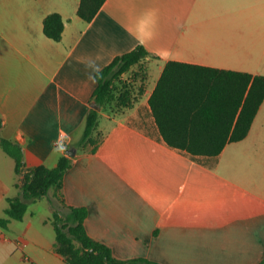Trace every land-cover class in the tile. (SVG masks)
Here are the masks:
<instances>
[{
	"label": "crops",
	"instance_id": "crops-1",
	"mask_svg": "<svg viewBox=\"0 0 264 264\" xmlns=\"http://www.w3.org/2000/svg\"><path fill=\"white\" fill-rule=\"evenodd\" d=\"M79 3L0 0V136L21 147L25 169L70 158L59 201L84 207L87 235L117 259L260 264L264 100L244 139L216 157H192L164 142L149 98L170 62L264 76V0H105L90 22L77 15ZM52 13L64 21L59 41L43 33ZM139 44L154 55L142 62L141 92L130 108L101 109L95 152L75 147L95 73ZM222 158L231 167L221 172ZM22 184L0 147V218ZM42 201L48 214L40 222L52 226L47 198L29 203L22 220L0 227V264H66L53 226L44 234L35 219L31 205Z\"/></svg>",
	"mask_w": 264,
	"mask_h": 264
},
{
	"label": "trees",
	"instance_id": "trees-1",
	"mask_svg": "<svg viewBox=\"0 0 264 264\" xmlns=\"http://www.w3.org/2000/svg\"><path fill=\"white\" fill-rule=\"evenodd\" d=\"M104 2L80 0L77 15L90 22ZM63 29L64 21L59 14L52 13L44 18L43 33L48 38L59 41ZM148 56L154 57L139 44L95 73L92 102L84 131L75 147L91 145V152H95L101 109L110 106L120 112L131 107L134 86L121 78L133 67H141ZM141 89L142 86L138 93ZM263 100V75L170 62L165 65L151 93L149 105L159 133L169 147L192 157H216L227 143L246 137ZM0 147L14 160V172L23 177L20 195L6 199V217L0 218V227L6 228L10 220H22L28 204L47 198L50 190L60 199L63 177L71 160L62 155L53 168L40 165L25 169L18 144L0 136ZM86 162L87 158L82 159V163ZM48 201L52 208L50 222L55 234L54 250L66 264H158L143 258H115L109 247L87 235L84 228L87 210L84 207L63 205L66 211L62 212L54 207L51 199Z\"/></svg>",
	"mask_w": 264,
	"mask_h": 264
},
{
	"label": "rangeland",
	"instance_id": "rangeland-1",
	"mask_svg": "<svg viewBox=\"0 0 264 264\" xmlns=\"http://www.w3.org/2000/svg\"><path fill=\"white\" fill-rule=\"evenodd\" d=\"M139 67L140 66L133 67L132 70H130V72L122 75V78H121L123 81L131 82V83L133 81L136 82L135 87H134L135 88L134 94L136 93V90L138 92V89L141 85V82L144 81L147 77V68H146L145 64L142 63L141 67L140 68ZM95 140H97V141L100 140L99 134L95 135ZM89 147H91V145ZM218 163L216 162L215 166L217 168H219V170L221 172H222L223 167L224 168H230L231 167L230 165L226 164V161H225V165H224V158L220 159V161L218 160ZM51 191H53V190H50V193H51ZM49 199H51L53 201V203L55 205L54 207L57 208L59 211H62V212L66 211V209L62 206L61 202L59 201L58 196H55L54 191L52 194H48L47 200H49ZM31 206L34 208L33 210L35 211V214H36L35 219L37 221H39V224H40L39 228L45 232L44 234H47L48 232L52 233L53 230H52V226L50 224H48L47 226H44L43 223L40 222V219L43 216H46L48 214L45 201L38 202L37 204L31 205ZM50 219H51V216L49 218V221H50Z\"/></svg>",
	"mask_w": 264,
	"mask_h": 264
},
{
	"label": "water",
	"instance_id": "water-1",
	"mask_svg": "<svg viewBox=\"0 0 264 264\" xmlns=\"http://www.w3.org/2000/svg\"><path fill=\"white\" fill-rule=\"evenodd\" d=\"M68 155H74L75 154V148H72L71 150H67Z\"/></svg>",
	"mask_w": 264,
	"mask_h": 264
}]
</instances>
